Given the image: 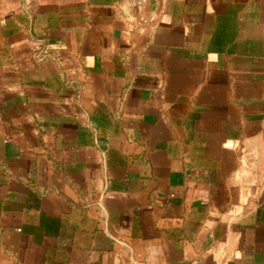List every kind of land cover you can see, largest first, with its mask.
Instances as JSON below:
<instances>
[{"label":"crops","instance_id":"obj_1","mask_svg":"<svg viewBox=\"0 0 264 264\" xmlns=\"http://www.w3.org/2000/svg\"><path fill=\"white\" fill-rule=\"evenodd\" d=\"M0 264H264V0H0Z\"/></svg>","mask_w":264,"mask_h":264}]
</instances>
